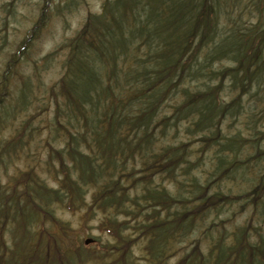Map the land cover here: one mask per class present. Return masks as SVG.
I'll use <instances>...</instances> for the list:
<instances>
[{"label":"rangeland","instance_id":"1","mask_svg":"<svg viewBox=\"0 0 264 264\" xmlns=\"http://www.w3.org/2000/svg\"><path fill=\"white\" fill-rule=\"evenodd\" d=\"M107 1L116 0H0V89L5 85L1 81L3 74L8 78V91L0 103V199L4 200L0 204V264H6L4 251H8L6 258L9 252L14 254L22 243L21 239L23 243L19 250L25 257L19 264H31L29 261L32 264H155L146 250L148 237L143 235V231L153 227L154 215L165 220L171 214L160 208L154 214L149 212L151 208L145 200L139 204L140 207L145 205V208L138 215L117 210L105 213L97 209L92 212L90 208L95 187L89 185L84 186L87 188L84 200L75 208L68 207L65 199L64 202L52 201L49 216L42 210L39 213L36 210L37 204L47 206L48 193L41 185L55 190L66 174L74 180L79 178L69 158L72 148L70 133L79 139L82 149L86 148L85 139L92 140L91 133L86 134L84 130L72 126L74 120L67 107H63V94L58 85L72 48L71 42L88 17L101 13ZM167 1L169 4L163 0L150 1L151 13L152 9L158 8L153 16L156 19L153 25L162 27L161 24L166 22L169 25L167 30L158 28V35L152 34L151 37L167 42L169 47L177 38V31L189 22L186 11L189 2ZM221 2L219 17L214 19L210 30L215 28L220 35H238L240 39L251 35L247 42L248 57L245 56L242 64L235 56L231 57L234 53L230 54L231 51H238L239 45L234 43L226 49L229 43H224L220 45L224 50L220 59L216 58L218 55L212 52L208 43L210 33H204L198 42V68L186 72L175 88L170 85L172 75L163 84L161 98L156 102L157 108L152 116V119L158 117L153 124V140L156 150L165 149L168 145L186 146L190 170L202 182L218 175L219 171H214L220 156L235 161L237 165L232 168L233 177H222L221 187L228 192L226 194H240L245 198L226 208L218 217L212 213L187 237H176L173 242L171 239L168 246L171 242L172 246L165 251L158 264L163 260L164 264H186L187 256L191 257V264H197L193 250L196 246L199 247L196 251L198 256L201 248L206 257H210L223 228L227 230L225 234L229 245L234 243L233 232L243 230L244 244L264 246V203H255L256 198L248 196L256 185L264 183V0ZM160 13L166 18L160 15L157 18ZM42 15L44 22L34 27L37 20H42ZM116 20L111 26H104L102 35H99L104 52L122 50L124 38L135 36L136 17H125L120 11ZM219 40L224 39L218 36L216 42ZM126 44L127 56L133 57L131 45ZM193 45L197 50L196 42ZM134 46L138 57L148 50V46L140 41H136ZM92 56L88 48L82 53L83 68H94L91 65ZM124 62L121 59L120 66L125 67ZM95 68L105 67L98 60ZM83 76V73L78 76V89L82 91L84 86V89L88 88ZM178 77L179 70L171 80L176 81ZM119 79L122 82L123 76L119 75ZM209 87H220L218 101L214 104V122L220 127L219 131H215L224 139L222 142L216 139L201 141L200 125H195V121L202 117L203 106L197 108L199 101L192 102L191 98L206 92ZM208 117L212 118L211 114ZM211 134V131L207 132V140ZM17 135L20 138L17 145L2 150L4 143ZM141 135L139 131L137 139ZM131 143L132 147L127 138L123 141L128 151L120 160L127 174H120L116 181L112 180L113 184L122 180V184L128 187L132 180L142 182L148 178V181L153 180L148 184L165 187L170 194L184 191L178 181L145 168L142 154L134 150L136 142ZM51 148L59 149L62 157L53 154ZM3 152L9 154L6 156ZM64 155L70 169L65 165L62 167ZM181 174L178 180L184 179ZM139 184L134 195L140 197L143 185ZM116 186L119 188L121 184ZM25 201H28L27 204L31 202L28 205L30 219L22 222L26 225L22 227L20 220L9 214L12 215L13 208L24 205ZM7 202H10V209L6 212ZM180 205H175L176 213L185 210ZM133 209L134 212L138 210L137 206ZM211 226L212 234L207 232ZM87 237H93L95 242L86 245ZM68 252L74 254L76 260H70ZM212 254L214 256L215 251ZM260 257L264 264V254L260 253ZM231 259H227V264H232L233 259L236 262L235 258Z\"/></svg>","mask_w":264,"mask_h":264},{"label":"trees","instance_id":"2","mask_svg":"<svg viewBox=\"0 0 264 264\" xmlns=\"http://www.w3.org/2000/svg\"><path fill=\"white\" fill-rule=\"evenodd\" d=\"M150 1H107L102 6L101 13L91 14L88 17L84 27L71 42L70 48L71 46L72 48L65 61V68H63L62 78L58 86L63 94V107H67L68 114L72 121L74 120L73 123L71 121L72 126L77 130H84L86 134L91 133L92 140L89 142L85 139L86 148L82 149L79 146V139L70 133L72 148L69 151V158L79 178L74 180L69 174H66L60 187L55 190L41 185L48 193L46 196L48 201H46L47 206L37 204L36 210L38 213L42 210L46 216H49L51 215L49 208L52 201L64 202L65 199H67L66 205L68 207L75 208L84 200L83 194L87 189L84 186L89 185L95 187L90 208L92 212L97 209L105 213L109 210H117L122 213L138 215L145 208V205L140 207L139 204H142V200H145L151 208L149 212L152 211L154 214L160 208L171 214L165 220L156 218V215H154L156 220L154 219L151 223L153 227L143 231V235L148 237L146 250L150 260L158 264L157 262L163 259L165 251L172 246V242L176 237H187L197 230L201 223L212 213H215L218 217L226 208H230L235 202L242 201L245 198L244 195L240 194H226L228 192L223 191L221 187L222 177L227 176L228 179L233 177L232 168L237 165L235 161H228L220 156L214 171H219L218 175L202 182L201 178L190 170L186 146L182 148L168 145L165 149L156 150L152 129L154 128L153 124L158 121V117L152 119V116L157 108L156 102L161 98L163 84H166L165 81L169 80V75H172L170 85L172 84L175 88L186 72L193 70L194 67L198 68L199 64L196 62L200 51L198 42H200L204 33H210L208 43L211 44L212 52L218 55L216 58L220 59L221 53L224 51L220 45L229 43L226 49L234 43L239 45L238 51H231L230 54L234 53L231 54V57L235 56V59L242 64L245 56H247V42L251 35L246 39H240L238 35H231V39L230 36L225 37L218 34L215 28L212 31L210 30L214 19L219 17L221 0H188L189 6L187 7L189 9L186 8V11L189 14V22L180 31H177V38L173 39V42L167 47V42L158 41L151 37L152 34L158 35V28L167 30L169 25L167 22L161 24L162 27L153 25L156 20L153 16L157 13L158 8L156 10L152 9L151 13ZM163 1L169 4L167 0ZM241 1L238 0V2ZM258 5H260L259 2L257 9H259ZM120 11L125 17L137 18L138 24L134 26L135 36L124 38L122 50L119 49L118 52H108L107 50L104 52L99 35H102L104 26H111L117 22V14ZM43 15L42 20H37L34 27L44 22ZM159 15L166 18L163 13L158 14L157 18ZM211 17H213L212 20ZM209 22L211 23L208 25ZM218 36L224 40L216 42ZM136 41L148 46V50L142 57L137 56V50L134 46ZM195 42L197 50H194L193 44ZM126 43H128V46L131 45L133 57L127 56L126 51L128 49H124ZM87 48L94 56H92L91 61L94 68H83L82 53L87 51ZM121 59L125 61V67L120 66ZM98 60L103 62L105 68H95L98 65ZM178 70V79L172 81L171 79L176 76ZM81 73L84 74L83 77H86L88 82V88L84 89V86L83 91L78 89V76ZM119 75L123 76L122 82L119 81ZM6 76L4 73L1 78L5 85L3 89H0V103H2L3 96L8 91V78ZM219 89L220 87L218 89L209 87L206 92L198 93L197 96L194 95L191 98L192 102L199 101L197 108L203 106L201 108L202 117L195 121L196 126L200 125L201 141L208 142L209 139H216L217 142L224 141L215 131H219L220 127L214 122L216 111L214 104L218 101ZM196 112L198 111H194V113ZM208 114H211L212 118L208 117ZM139 131L142 132V135L137 139ZM209 131L212 134L208 136L207 140L205 135ZM126 138L130 143V147H132L131 141L136 142L134 150L137 149L142 154L145 168L149 167L148 169H154L150 171L156 172L157 175L178 181L184 191L176 195L170 194L165 187L159 188V186L154 187L152 184H148L153 182V180L148 181V178L142 182L132 180L131 186L128 187L122 184V180H118L116 184H113L112 180L116 181L120 174H123V176L127 174L125 166L120 161L124 159H121L123 154L128 151L123 145ZM19 140V135L12 137L6 141V144L4 143L2 150L16 146ZM134 150L131 149V153ZM51 152L59 158L62 157V152L59 149L51 148ZM7 154L9 153H6V156ZM225 157L227 158V156ZM64 158H66V155L63 157L62 167L65 165L70 169L71 167L66 164ZM220 167H223V169L219 170ZM180 174L184 177L183 180H178ZM138 183H140V186L143 185V195L140 197L134 195L138 192ZM118 184H121L119 188L116 186ZM263 190L264 183L260 182L254 190L249 192L248 196L253 195L256 198L255 203H264ZM1 193L0 187V195ZM27 202L25 201L24 205L20 204L19 207L13 208L12 215L9 214V216L19 219L22 227L26 226L22 222L30 219L28 205H31V202L28 204ZM189 203H193V205H189ZM179 204L185 208L183 213H176V210H174L175 205ZM9 205L10 202H7L6 210H2L7 212L10 209ZM136 206L138 210L134 212L133 208ZM32 210L34 209L32 208ZM212 229L213 226L209 227L207 232L212 234ZM226 231V228H223L222 235L218 237L219 241H215L210 254L213 256L212 253L215 251L213 257H206L201 248L200 256H198L196 251L199 247L193 248L197 264H209L211 262L212 264H227V259H231L232 255L236 260L235 262L232 258V264H262L260 253L264 254V246L250 247L244 244L242 242L243 230L233 232L232 240H234V243L229 245ZM149 232L151 233L149 234ZM171 239L172 242L168 246ZM21 241L23 243V239ZM21 244H19L14 254L9 252L7 258L8 251H4L3 260L6 264H19L22 261L25 256L19 250ZM67 255L70 260H76L74 254L68 252ZM189 260H191V257L187 256L185 263L191 264ZM29 263L32 264L33 262L29 261ZM160 264H164V260Z\"/></svg>","mask_w":264,"mask_h":264},{"label":"water","instance_id":"3","mask_svg":"<svg viewBox=\"0 0 264 264\" xmlns=\"http://www.w3.org/2000/svg\"><path fill=\"white\" fill-rule=\"evenodd\" d=\"M92 240H93L92 238H87L86 243H90V242H92Z\"/></svg>","mask_w":264,"mask_h":264}]
</instances>
